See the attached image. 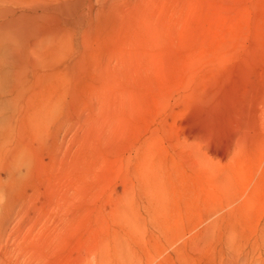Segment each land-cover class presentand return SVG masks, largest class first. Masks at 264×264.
Segmentation results:
<instances>
[{
    "label": "rangeland",
    "instance_id": "obj_1",
    "mask_svg": "<svg viewBox=\"0 0 264 264\" xmlns=\"http://www.w3.org/2000/svg\"><path fill=\"white\" fill-rule=\"evenodd\" d=\"M49 1L75 6L1 125L0 264H264V0L0 6Z\"/></svg>",
    "mask_w": 264,
    "mask_h": 264
},
{
    "label": "bare ground",
    "instance_id": "obj_2",
    "mask_svg": "<svg viewBox=\"0 0 264 264\" xmlns=\"http://www.w3.org/2000/svg\"><path fill=\"white\" fill-rule=\"evenodd\" d=\"M45 3L41 10L34 9L32 12L17 11L8 5L0 6V129L9 118L8 108L15 103L28 68L47 61L50 52L53 53L50 51L51 42L58 32L44 30L37 20L55 11L62 13L66 19L73 15L75 5L70 2ZM233 256L234 253L229 257V264H253L250 252L236 259Z\"/></svg>",
    "mask_w": 264,
    "mask_h": 264
}]
</instances>
